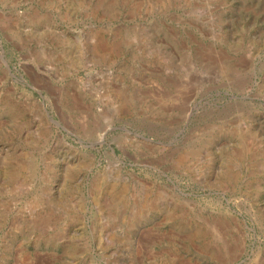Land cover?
Instances as JSON below:
<instances>
[{"label":"rangeland","instance_id":"obj_1","mask_svg":"<svg viewBox=\"0 0 264 264\" xmlns=\"http://www.w3.org/2000/svg\"><path fill=\"white\" fill-rule=\"evenodd\" d=\"M0 264H264V0H0Z\"/></svg>","mask_w":264,"mask_h":264}]
</instances>
